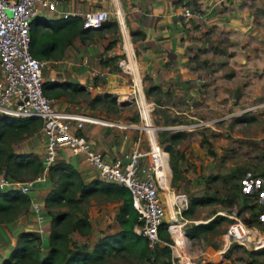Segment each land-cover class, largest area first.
<instances>
[{
	"label": "rangeland",
	"instance_id": "1",
	"mask_svg": "<svg viewBox=\"0 0 264 264\" xmlns=\"http://www.w3.org/2000/svg\"><path fill=\"white\" fill-rule=\"evenodd\" d=\"M170 1L180 10L178 23L171 29L178 47L177 52L166 49L161 55L166 57L162 63L148 65L141 55L143 32L123 26L125 40L131 42L129 54L133 59L128 55V65L120 64L127 57L116 47L114 18L116 25L90 28L73 37L61 52L55 51V56L48 59L43 77L53 69L54 81L75 82L73 88L70 85L55 88L58 93L52 96L53 102L58 109L109 120L111 124L106 125L85 119H70L69 123L76 132L92 138L94 147L118 156L133 142L139 141L141 148L148 145L140 128L123 129L112 124L140 123L136 105L127 96L132 91L129 70L137 71L144 97L150 102L156 143L165 152L167 186L161 182L157 186L164 205L163 221L166 225L169 221L177 223L184 231L192 223L221 217L212 229L198 237L188 238L183 233L187 238L185 252L192 264H264V251L251 252L264 249V0ZM133 6L127 5L129 18L133 17ZM183 9L189 15H182ZM112 38V46L106 48ZM86 45L92 46L94 54L81 67L83 63L76 64L74 52ZM111 48L112 52H108ZM161 130L167 131L162 139ZM4 143L13 153L31 152L40 156L43 137L39 126H33L8 133ZM56 153L57 160L66 151L58 149ZM150 155L145 157V163L152 164ZM80 165L76 169L85 182L95 177L84 160ZM12 172L21 180L33 177L30 168ZM56 176L54 172L51 179ZM38 183L42 186L45 181ZM53 185L50 180L47 186ZM200 196L206 202L195 204L188 214H183L190 198ZM119 203V199L95 191L80 200L78 208L68 204L46 206V232L34 242L30 256L22 257L19 264H35L38 256L47 251L51 215L69 213L64 219L66 227L84 212L88 229L82 232L67 229V234L69 242L89 250L100 235L119 228L116 220ZM25 217H29L28 210L22 207L0 212V264L8 259L15 244L18 231L10 230L13 221ZM236 219L249 229L250 241L227 235L228 225ZM172 244L168 232V240L160 238L156 247L149 248L147 257L139 258L134 251L111 252L102 262L87 264L171 262Z\"/></svg>",
	"mask_w": 264,
	"mask_h": 264
},
{
	"label": "built area",
	"instance_id": "2",
	"mask_svg": "<svg viewBox=\"0 0 264 264\" xmlns=\"http://www.w3.org/2000/svg\"><path fill=\"white\" fill-rule=\"evenodd\" d=\"M48 11H58L56 0H0V115H4V118L38 117L41 120L40 131L43 137L40 171L30 179L21 180L11 178L0 170V190L13 188L27 194L32 219L30 229L27 230H32L39 236L45 234L43 201L35 197L31 191L36 186L35 183L46 181L47 167L56 160L57 150L68 148L73 155L79 153L82 155L97 179L113 182L128 189L131 205L137 212V223L133 225V230L146 238L149 248H154L160 242L158 228L165 213L158 193L154 162L145 163L148 154H151L153 160L155 146L158 145L155 126L150 116V102L144 97L140 76L137 71L135 73L133 70L129 71L132 91L127 94L136 105L140 123L133 121L112 124L123 129L140 128L138 130L146 135L147 148H141L139 141L133 142L118 156L93 148L90 139L71 128L70 119H85L102 125L111 122L78 114L70 109H58L53 102L54 99L47 97L42 91L44 80L42 73L48 68L49 61L32 56L28 49L30 22ZM58 12L61 17L76 14L67 10ZM118 14V11L115 10L113 13L107 8L87 10L81 14V25L97 28L109 15H113L119 25L122 44L125 45L127 34L122 29L125 25ZM181 14L189 15V11L183 9ZM127 61L128 57L125 62L124 59L120 61V64L125 63L127 66ZM123 136L126 137V134ZM178 225L172 221L166 225V230L173 240L171 264H192L191 257L185 252L187 238ZM173 232H176L179 239ZM248 234L249 229L239 219L227 227V235L230 238L250 241L251 237Z\"/></svg>",
	"mask_w": 264,
	"mask_h": 264
},
{
	"label": "trees",
	"instance_id": "3",
	"mask_svg": "<svg viewBox=\"0 0 264 264\" xmlns=\"http://www.w3.org/2000/svg\"><path fill=\"white\" fill-rule=\"evenodd\" d=\"M81 21V17L77 14L57 18H34L30 22L29 28V52L36 58H53L55 51L61 52L65 45L71 43L73 37L81 35L90 29L89 27H82ZM41 24H45L46 28L41 27ZM110 24L116 25L115 20L103 21L100 26L104 27ZM113 40L114 38L106 44V48L112 46ZM69 85L73 88L75 82L44 79L42 91L47 97H52L58 93L55 88H64ZM104 95L107 96V93ZM40 125L41 120L34 116L3 117L0 119V165H2L0 170H3L9 177L16 179L17 177L12 171L19 168H30L33 173L32 176H34L40 171L41 162L40 156L31 152L13 153L8 144L4 143L6 135L14 130L21 132L33 126H39L40 128ZM166 134L167 131L161 130L159 136L162 139ZM171 135L178 136L179 133H171ZM168 148V146H165V149L168 150ZM159 152L160 160L156 162V172L161 184L167 186L168 175L165 164V152L162 149H159ZM171 170H174L173 165ZM54 172H56L57 176L51 179ZM46 173V179L52 180L54 185L43 195L44 208L59 204H68L76 208L78 202L88 194L95 191L101 192L120 200L116 213L119 228L113 232L100 235L92 248L86 250L75 243L69 242L67 234V229H75L78 232L88 229L89 221L85 213L83 212L81 216L73 220L69 226L65 224L66 227H63L64 219L70 216L69 213L53 214L49 221V234L46 242L48 249L38 256L35 264L100 263L107 254L120 251H134L139 258L148 256L149 247L146 238L133 230V225L137 223V212L131 205L129 191L126 187L113 182L99 180L96 177L85 182L75 166L69 160L64 159L55 160L47 167ZM76 191L78 192L77 194ZM204 202H206V199L202 196L190 198L182 213L188 214L195 204ZM28 206L29 196L27 194H23L13 188L0 190V212L13 207L28 209ZM220 219V216H216L204 222L192 223L184 228V234L188 238L198 237L201 233L212 229ZM165 225L166 222L164 221L160 223L158 234L160 238L168 240V232L165 230ZM15 238V244L8 254V259L3 260L2 264H19V260L22 257L30 256L33 252L34 242L38 240L39 235L32 230L21 229L17 232ZM262 251H264L263 248L252 250L251 252L260 253ZM161 264H171V262L162 261Z\"/></svg>",
	"mask_w": 264,
	"mask_h": 264
},
{
	"label": "crops",
	"instance_id": "4",
	"mask_svg": "<svg viewBox=\"0 0 264 264\" xmlns=\"http://www.w3.org/2000/svg\"><path fill=\"white\" fill-rule=\"evenodd\" d=\"M128 3H133L134 5L132 7L133 13L131 12L133 14V17L131 18H129L127 15V13L129 12V9L127 7ZM56 6L58 11H73V13H76L80 17L84 11L93 10L95 8H107L110 9L111 12H113L114 10L118 11V15L122 17V21L126 28H138L143 32L144 48L142 49L141 55L142 59L148 62L147 64L150 66H152L153 63L156 64V62L162 63L166 59V57L161 58V55L164 54L166 49L177 52L176 47H178V45L175 43L171 29H175L174 25L178 23L177 16L180 10L178 9V6L173 4L170 0H56ZM58 11H48L43 16H40V18L61 17ZM110 19L115 20L113 15L108 16V20ZM116 39V47L118 49V52L128 54L129 57L132 58V56L130 55L132 54L130 46L131 42L130 40H125V45L122 44L121 33L118 23ZM108 52H112V48ZM93 54L94 49L91 45H86L82 49L79 48L74 52V55L77 59L76 64L79 65V63L81 62L83 63V65L79 66H85V59L87 57H92ZM52 71L51 73H47V77L44 78L54 80L55 75ZM109 73L110 72L107 71V75H109ZM91 143L93 146V139L91 140ZM94 146L93 148H96ZM159 149L161 148H158V150ZM61 150H63V148ZM64 150L66 151V153L62 155L59 159L69 160L72 162L75 168L79 169L81 167V161H83L82 155L80 153L73 155L68 148H64ZM68 155H71L72 158L69 159ZM154 166L156 167V163H154ZM40 184L42 183H38L37 185L35 183L36 186H34V189L31 192H33V195L35 197L42 199L45 192L50 188V186H47L49 184V180L46 179L45 184L42 186H39ZM27 210L29 217H25L22 219L17 218L13 221L12 227L10 229L13 233L19 231L20 229H30L32 219L30 216L29 208ZM10 240L12 241V237L9 238V241ZM0 248H2V245Z\"/></svg>",
	"mask_w": 264,
	"mask_h": 264
},
{
	"label": "bare ground",
	"instance_id": "5",
	"mask_svg": "<svg viewBox=\"0 0 264 264\" xmlns=\"http://www.w3.org/2000/svg\"><path fill=\"white\" fill-rule=\"evenodd\" d=\"M132 49H134V48H132ZM125 53V52H124ZM127 57H128V54H127ZM141 69V68H140ZM130 71V70H129ZM128 96V95H127ZM157 142V141H156ZM158 148H160V147H158V146H155V153H154V155H153V160H152V158H151V162L153 161L154 163H156L157 161H159L160 160V152H159V150H158ZM164 158V157H163ZM154 170H155V177H156V179L158 180V182H160V180H159V178H158V173L156 172L157 171V169H156V167L154 166ZM173 235L175 236V237H177V239H179V236L176 234V232H173ZM224 245H225V243H224Z\"/></svg>",
	"mask_w": 264,
	"mask_h": 264
},
{
	"label": "water",
	"instance_id": "6",
	"mask_svg": "<svg viewBox=\"0 0 264 264\" xmlns=\"http://www.w3.org/2000/svg\"><path fill=\"white\" fill-rule=\"evenodd\" d=\"M3 117H4V115L1 114V115H0V118H3Z\"/></svg>",
	"mask_w": 264,
	"mask_h": 264
}]
</instances>
